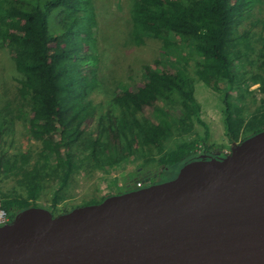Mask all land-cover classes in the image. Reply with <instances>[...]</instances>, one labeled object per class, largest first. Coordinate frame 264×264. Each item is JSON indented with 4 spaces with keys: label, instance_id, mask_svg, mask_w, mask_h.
Returning a JSON list of instances; mask_svg holds the SVG:
<instances>
[{
    "label": "trees",
    "instance_id": "trees-1",
    "mask_svg": "<svg viewBox=\"0 0 264 264\" xmlns=\"http://www.w3.org/2000/svg\"><path fill=\"white\" fill-rule=\"evenodd\" d=\"M263 2L132 0L133 42L140 46L147 38L160 39L168 63L162 70L163 58L145 65L139 85L114 79L104 110L93 95L104 85L94 0H0V47L8 50L21 75L17 97L0 108V135L7 122L23 119L30 139L41 143L36 156L17 154L19 165L4 150L0 153V174L16 166L13 174L27 192L3 194L1 207L10 222L21 209L36 206L49 188L56 208L82 170L108 172L128 159L140 167L176 170L217 149L209 144L211 129L195 96L188 68L192 58L199 64L198 79L219 94L230 142L243 140L255 120L263 125L255 132L264 129V9L256 7ZM254 36L262 41L256 61L249 56L256 51ZM248 81L259 83L262 93L253 111L255 98L246 99L252 94ZM187 131L194 136L175 140Z\"/></svg>",
    "mask_w": 264,
    "mask_h": 264
},
{
    "label": "water",
    "instance_id": "water-1",
    "mask_svg": "<svg viewBox=\"0 0 264 264\" xmlns=\"http://www.w3.org/2000/svg\"><path fill=\"white\" fill-rule=\"evenodd\" d=\"M0 225V264H264V129L170 180Z\"/></svg>",
    "mask_w": 264,
    "mask_h": 264
},
{
    "label": "rangeland",
    "instance_id": "rangeland-1",
    "mask_svg": "<svg viewBox=\"0 0 264 264\" xmlns=\"http://www.w3.org/2000/svg\"><path fill=\"white\" fill-rule=\"evenodd\" d=\"M98 18V37H99V52L101 54V70L100 77L104 81V85L93 95L95 101L104 103V110L107 108V98L111 97L114 92V79L127 80L131 84L139 85L145 65L153 64L155 59H162V41L155 38H147L145 43L138 46L133 42L131 27V7L132 0H94ZM264 9V2L256 6ZM51 18H54L53 16ZM55 23V20L53 22ZM260 28L258 26L257 29ZM52 29L56 30V26ZM262 41L257 36H254V45L256 51H250L249 56L255 60L258 58L259 47ZM245 59V58H244ZM163 64L160 69H164L165 63H168L165 58L162 59ZM244 62V60H243ZM197 59L192 58L188 68L191 76L195 81V96L201 105V117L209 124L211 129V137L209 144L213 143L218 146L223 152H231L234 145L238 142H230L224 131L223 112L221 108V100L219 94L210 86L205 85L196 76ZM199 65V64H198ZM251 68V64L247 65ZM253 68V66H252ZM257 69V67H256ZM174 72L171 68H167ZM21 75L16 71L12 58L6 48L0 47V108L7 103L8 100H14L18 93V77ZM250 86L251 95H247L246 99L251 101L255 98V104L251 105L253 111L259 105V99L262 93L259 90V83L247 82ZM110 90V92H109ZM106 102V104H105ZM196 130L204 133V127L196 123ZM263 125L258 121H253L246 133H242L241 139L253 134ZM0 135V153L5 151L6 156L12 164L19 161L20 152L37 155L41 149V143L36 140H31L26 124L23 119H16L13 123L7 122L4 131ZM194 135L189 131L185 135L176 137L175 140H182L183 137L192 138ZM168 143V147L172 146L174 141ZM240 142V141H239ZM217 147L208 153H217L220 149ZM204 148H207L204 145ZM18 157H17V156ZM136 160L128 159L126 162L117 163L114 167H110L108 172L96 170L92 173L82 170L76 174L70 183L67 198L61 196L58 199L56 208H52L53 189L43 190L35 201L37 207H44L53 210L54 213L62 214L65 210H72L74 207H79L87 202L99 203L103 197L113 192L114 194L126 190V184L130 183L132 176H137L139 172L150 171L157 173V179L167 181L174 177L182 167L177 166L176 170L172 168L159 169L152 164L140 167ZM16 167V166H15ZM10 168V173L0 174V205L3 194H14L27 196L26 189L19 183V177L13 174L16 168ZM137 179L136 181H140ZM142 181V180H141ZM113 195V194H112ZM108 197V196H107ZM106 197V198H107ZM105 199V198H104ZM90 200V201H89ZM11 219V218H10Z\"/></svg>",
    "mask_w": 264,
    "mask_h": 264
},
{
    "label": "flooded vegetation",
    "instance_id": "flooded-vegetation-1",
    "mask_svg": "<svg viewBox=\"0 0 264 264\" xmlns=\"http://www.w3.org/2000/svg\"><path fill=\"white\" fill-rule=\"evenodd\" d=\"M208 152H205V153H203L202 155H204V154H207ZM217 153L218 154H220V157H224L226 154H228V152H223V151H221V150H219V151H217ZM157 173H152V172H150V171H147V172H139L138 173V175L137 176H132L131 178H130V183H127L126 184V190L127 189H129L128 188V185L129 184H131V183H135L136 184V182H138V181H136L137 179H141L142 181H143V184L144 185H148V184H156V183H158V182H161L160 180H158L156 177H157ZM177 175V174H176ZM175 177V176H174ZM173 177V178H174ZM143 185V186H144ZM135 186V185H134ZM125 190V191H126ZM122 192H124V191H122ZM121 192V193H122Z\"/></svg>",
    "mask_w": 264,
    "mask_h": 264
},
{
    "label": "built area",
    "instance_id": "built-area-1",
    "mask_svg": "<svg viewBox=\"0 0 264 264\" xmlns=\"http://www.w3.org/2000/svg\"><path fill=\"white\" fill-rule=\"evenodd\" d=\"M138 186H142L143 181H138ZM10 222V215L9 213L0 205V225H4Z\"/></svg>",
    "mask_w": 264,
    "mask_h": 264
},
{
    "label": "bare ground",
    "instance_id": "bare-ground-1",
    "mask_svg": "<svg viewBox=\"0 0 264 264\" xmlns=\"http://www.w3.org/2000/svg\"><path fill=\"white\" fill-rule=\"evenodd\" d=\"M138 183H139V182H137V187H140V186H138ZM140 183H142V186L144 185L143 182H140ZM120 193H121V192H120ZM122 193H123V192H122ZM116 194H118V193H116ZM102 201H103V200H102ZM102 201H101V202H102ZM99 203H100V202H99ZM43 208H44V207H43ZM47 209H49V208H47ZM49 210H50V209H49ZM50 211L53 213L52 210H50ZM53 214H54V213H53ZM58 215H60V214H58ZM54 216H57V215H54Z\"/></svg>",
    "mask_w": 264,
    "mask_h": 264
}]
</instances>
